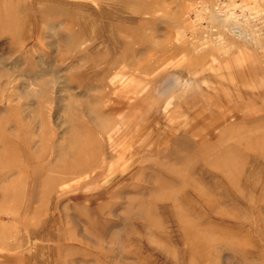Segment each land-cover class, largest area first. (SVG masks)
I'll return each mask as SVG.
<instances>
[{
  "label": "rangeland",
  "instance_id": "rangeland-1",
  "mask_svg": "<svg viewBox=\"0 0 264 264\" xmlns=\"http://www.w3.org/2000/svg\"><path fill=\"white\" fill-rule=\"evenodd\" d=\"M0 264H264V0H0Z\"/></svg>",
  "mask_w": 264,
  "mask_h": 264
},
{
  "label": "bare ground",
  "instance_id": "bare-ground-1",
  "mask_svg": "<svg viewBox=\"0 0 264 264\" xmlns=\"http://www.w3.org/2000/svg\"><path fill=\"white\" fill-rule=\"evenodd\" d=\"M98 125V124H97ZM101 127V126H100ZM99 125L96 128L97 131L100 132V136L105 135V132L103 128H100ZM100 128V129H99ZM99 129V130H98ZM102 129V130H101ZM79 138V137H78ZM97 144L95 140L93 139L91 130H88L87 137H85L84 140L79 138L76 141L75 144V152L71 153L72 162H74L70 167H64L62 171L67 172L68 174H74L77 172H89L93 168H95L97 165V155L100 153L98 151L99 148H96ZM57 168H55V171L57 173ZM59 172V171H58ZM61 172V170H60Z\"/></svg>",
  "mask_w": 264,
  "mask_h": 264
}]
</instances>
